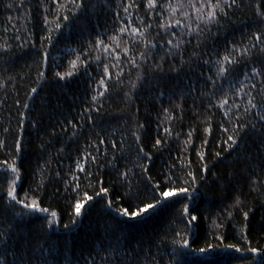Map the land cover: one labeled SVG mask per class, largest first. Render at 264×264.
I'll list each match as a JSON object with an SVG mask.
<instances>
[{
  "label": "trees",
  "instance_id": "1",
  "mask_svg": "<svg viewBox=\"0 0 264 264\" xmlns=\"http://www.w3.org/2000/svg\"><path fill=\"white\" fill-rule=\"evenodd\" d=\"M82 3L77 8L69 0H0V141L6 145L0 148V232L7 229L11 237L0 244V254L7 250L9 264H17L13 252L26 253L32 264H264V122L254 115H264V107L243 113L246 93L261 100L257 89L264 77L249 76L253 67L264 70V53L252 49L241 56L239 51L250 45L252 33L264 32V20L255 9L264 0H238L240 6L228 9L219 24L211 25L199 46L195 38H188L191 43L185 45L183 59L165 56L167 49L149 51L131 31L120 35L125 27L143 28L142 19L155 29L158 13H148L146 4L125 12L131 0ZM188 11L195 16L193 9ZM149 32L155 36V30ZM234 47L238 51L233 58L240 62L225 65L230 71L217 75L216 61ZM146 51L151 57L147 63L140 56ZM105 66L111 80L104 75ZM57 72L73 75L60 80ZM117 72H123L119 83ZM100 79L109 89L102 97ZM133 83L138 85L134 90ZM224 99L225 108L214 106ZM226 110L230 117L224 115ZM168 111L171 118L165 120ZM237 116L243 120L237 121ZM241 122L248 127L237 133V144H226L232 133H224L221 126L235 130ZM157 139L162 141L159 147ZM89 154L98 162L84 161ZM78 160L92 174L90 181L76 170ZM187 164L191 167H184ZM189 171L195 182L187 176ZM73 173L80 177L78 189ZM16 176L17 199L36 200L47 214L22 209L8 198ZM169 176L173 188L191 185V199L161 200L155 210L134 221L119 215L124 208L134 211L157 203L159 190L154 185L165 187ZM101 187L108 189L107 195H97ZM85 193L93 199L77 217L75 204ZM236 197L243 201L239 208L232 207ZM185 206L198 222L189 223ZM51 212L57 216L49 229ZM252 248L256 253L248 251Z\"/></svg>",
  "mask_w": 264,
  "mask_h": 264
},
{
  "label": "snow or ice",
  "instance_id": "2",
  "mask_svg": "<svg viewBox=\"0 0 264 264\" xmlns=\"http://www.w3.org/2000/svg\"><path fill=\"white\" fill-rule=\"evenodd\" d=\"M69 2L73 5H75L77 8H80L83 6L82 0L80 3L77 2V0H69ZM146 4V11L148 13L156 12L158 13L157 20L155 22V29L154 25L151 22H147L145 20H140V24L143 25V28L136 27L129 30L127 27L120 29V35L123 36L126 32L131 31L132 35L134 37H139V40L137 42L142 43L145 45L146 49L153 50V49H167L165 52V56H172L175 57L179 55L181 59H183L184 51H185V45L188 43H191V41L188 39L189 37H193L197 40V46H199V43L201 42L200 38L201 36L206 32L211 30V25L219 24L220 19L226 17L228 15V9H234L236 7H239L238 0H176L175 3H173V0H166L165 3H161L160 0H144L143 3H137V0H131V3L127 4V6L124 7V11L128 12L130 8H136V9H142L144 8V5ZM13 5L8 4L7 7L11 8ZM189 9H193L195 11V16L193 17L192 13L189 12ZM256 9V15L261 18V20H264V5L257 4L255 5ZM179 14V18H178ZM167 16V19H161L160 17ZM64 20H67L68 17H63ZM57 29L60 28V25H56ZM181 29L180 32L175 31V29ZM150 29L155 30V36H152L149 32ZM50 38V37H49ZM46 38V39H49ZM114 43H116V46L119 48L121 47V44L118 42L119 37L113 38ZM160 41H163V43H160ZM99 44L103 45L104 41L100 40L98 42ZM124 44V52L125 55H127L128 48L127 44L128 42L125 40L123 42ZM252 49H256L260 53H264V32H254L252 33V41L250 42V45L247 47H244L240 49V55L241 56H247V53L251 51ZM4 51H7V49H4ZM105 52L108 51V47H105ZM238 51L237 48H233L230 52H228L226 55L223 56L222 60L216 61L217 65H219L217 75H224L225 73L230 71V68L225 65H236L240 61L233 58L234 54ZM196 53L193 51L191 53V56H195ZM140 56L143 58L144 62L147 63L148 59L151 57L149 56L148 52H141ZM99 59V57H97ZM130 62L133 65V67L139 68L140 65L137 63L136 59L134 57H130ZM163 60L164 57H161ZM116 60L119 61L120 57H116ZM187 63V61H185ZM204 63H208V61H204ZM77 65L75 62L72 63V67L75 68ZM159 67V65H157ZM181 67H183V64H181ZM40 76H43L44 74L41 72L39 73ZM72 72H68L66 76H72ZM104 75L108 77L109 80L112 79V74L109 73L107 66L104 68ZM56 76L60 80H64L66 76L60 75V73H56ZM123 76V72H117L116 73V83L120 82V78ZM264 77V70L257 69L256 67H253L251 69V73L249 78L251 77ZM141 77L137 76V80L139 81ZM208 81L211 82L213 86H215L216 81L210 76L207 78ZM100 85L104 87V91H101L99 93V96H104L105 92H107L109 89L105 85V80L100 79L99 81ZM137 84L133 83L131 85V88L134 90L137 88ZM253 89H257V85L253 83L251 85ZM258 92L261 95L260 102H257V98L255 95H252L250 93H246L248 99H247V105L248 107H245L243 109V113L245 115L249 114L251 110L257 109L258 107H264V81H262V86L257 89ZM31 92L35 94L37 92V88L33 87L31 89ZM126 95H130V93H126ZM93 101L98 100L97 96L92 97ZM228 105V100L224 99L222 103H219L217 105H214L219 108H225V106ZM23 107H27V105H23ZM236 107H240L237 105ZM167 111V110H166ZM224 115L226 117H230L232 113L228 110L225 111ZM255 117L259 119V121L264 122V115L260 114L259 112L254 113ZM171 118V112L168 111V114L164 117L165 120ZM237 121H242L243 116H237ZM231 119H229V123H231ZM206 126V130L211 131L210 128L207 127V121L204 122ZM35 127V125H33ZM139 127H143V125H139ZM248 125L241 123L236 124L235 130H230L228 127L221 126V131L224 133L231 132L232 134H229L226 136L225 143L230 144L232 146H235L237 144V133L244 131L245 128H247ZM252 128H255L256 125L252 124ZM9 129L5 128L4 132H8ZM165 132L169 135L171 134V130L165 129ZM135 135V133H133ZM188 137L190 138L193 133L189 132ZM136 139L139 141L140 137L137 136ZM190 139L186 140L185 143H190ZM162 141L160 139H157L155 141V146L159 147L161 145ZM207 143V141H205ZM6 147L5 143L3 141H0V148ZM15 151L19 152L21 151V145L19 142L15 144ZM115 147V145H113ZM139 151L147 158L151 159L150 156H148V153L143 150V148L139 149ZM186 151V149H185ZM219 156V153L216 154ZM84 161H88L91 159L92 163H97V158L95 156H92L89 154L88 156L83 157ZM205 159V154L203 152L200 153V160L203 161ZM3 163L7 164V161H3ZM142 167V165H141ZM184 167H191V164L184 165ZM76 170L79 173H83L85 176V179H88L90 181L92 174L88 171L86 166H82L81 162L78 160L76 161ZM17 168L15 166H11V172L17 173ZM143 171L147 173L149 171L148 168H143ZM202 171L207 172V167H202ZM125 178H127L128 173L125 172L122 174ZM188 177L192 178V182H195L196 177L193 175L191 171L187 173ZM72 178L74 181H77L75 187L78 189L80 187L79 180L80 177L76 176L75 173L72 174ZM19 177L16 176L12 180V185L9 187L7 191L8 198L15 202V204H18L21 206L22 209H27L30 212H40L47 214L49 210L47 208H42L40 206V203L36 200H32L30 203L26 201H21L17 199L16 190H15V183L16 180H18ZM176 179H179L177 177ZM173 182V177L169 176L168 180L166 181V186L161 187L160 184L154 185L156 189H158V202L157 203H151L148 202L143 205V207L137 206L136 210L130 211L129 208H124L120 210L119 215L121 217H125L128 220H137L147 214L150 210H155L160 201H169L174 199L177 196H186L189 199H191V194L189 191V187H183L180 186L178 188H173L171 186ZM100 183H103L102 181ZM185 184H188L189 181L185 179ZM90 186V185H89ZM192 191H195V189H192ZM100 193H103L104 195L108 194V189L106 187H101L97 195ZM93 197L87 195L85 193L84 197L82 198L81 202H78L75 204V214L77 217H80L82 215V209L85 206V203L88 201H91ZM243 201L240 199V197H236L234 204L232 205L233 208H239L242 205ZM109 207H111V203L109 202ZM18 215L20 213H17ZM183 214L189 216V223L198 222V217L196 215H192L189 211V208L187 206L183 209ZM51 217H53L52 220L47 221L48 228H52L55 224V217L57 214L55 212L50 213ZM247 212L244 213L245 219H247ZM73 223H76V221H73ZM65 228L68 227V225L64 226ZM11 239V237L8 234L7 229L3 232H0V244H4L5 241ZM183 247H188L187 243L183 245ZM228 248H235V251L240 252V248H236L235 245H227ZM201 252L207 251V249H201ZM248 251H251L253 253H256V249H248ZM14 257H16L17 264H32L31 257L26 258V253H21L20 255H17L15 252L12 253ZM0 264H9V261L7 259V250L5 249V252L3 254H0Z\"/></svg>",
  "mask_w": 264,
  "mask_h": 264
}]
</instances>
